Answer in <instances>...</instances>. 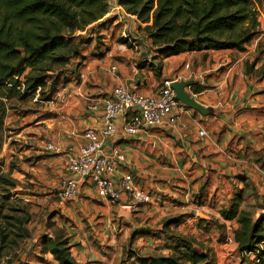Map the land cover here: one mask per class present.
Returning a JSON list of instances; mask_svg holds the SVG:
<instances>
[{
    "label": "crops",
    "instance_id": "crops-1",
    "mask_svg": "<svg viewBox=\"0 0 264 264\" xmlns=\"http://www.w3.org/2000/svg\"><path fill=\"white\" fill-rule=\"evenodd\" d=\"M257 4L259 32L243 50L210 46L159 55L144 24L116 0L100 20L77 31L89 40L80 46L81 65L75 72L68 70L61 86L63 108L48 122L50 135H11L17 150L31 155L43 173L39 202L43 213L48 211L42 213L20 264H59L38 240L49 230L44 226L48 216L57 222L64 218L76 261L124 264V250L144 256L162 247L168 219L189 213L217 215L236 193L242 195V206L263 201L264 0ZM164 77L191 80L185 90L205 111L186 105L174 120L169 116L160 126L134 135L123 134L118 119L116 135L103 139L106 148L116 145L126 157L114 176L132 173L136 184L150 194L148 200L110 204L84 181L78 196L59 201L50 188L70 174L66 153L81 145L85 127L101 125V113L85 108L86 97L107 95L118 84L154 93ZM50 142L54 150H47Z\"/></svg>",
    "mask_w": 264,
    "mask_h": 264
},
{
    "label": "trees",
    "instance_id": "trees-1",
    "mask_svg": "<svg viewBox=\"0 0 264 264\" xmlns=\"http://www.w3.org/2000/svg\"><path fill=\"white\" fill-rule=\"evenodd\" d=\"M110 1L0 0V146L7 109L17 108L19 100L32 99L36 94L46 99L47 91L52 90L60 78H66L69 69L77 70L84 59L80 46L89 37L74 33L100 20L108 11ZM260 2L116 0L126 13L144 24L142 29L162 56L210 46L243 50L259 32L257 3ZM76 59H79L77 63ZM1 182L10 188L16 184L14 178L3 172H0ZM241 200V193L234 194L221 214L228 219L236 218L240 225L235 230L234 240L242 253L241 264H264V248L260 245L264 243V218L253 221L238 209ZM3 201L0 195V220ZM14 210L11 230L0 225V257L5 242L15 244L18 238L30 234L25 225L28 213L24 206ZM173 221L168 219L163 227ZM42 245L59 264H88L75 260L66 236L60 239L57 235L43 234ZM169 248L172 252L166 255L151 252L143 256L130 249L124 250L123 255L133 257L140 264H213L206 253L196 251L184 239L175 241Z\"/></svg>",
    "mask_w": 264,
    "mask_h": 264
},
{
    "label": "rangeland",
    "instance_id": "rangeland-1",
    "mask_svg": "<svg viewBox=\"0 0 264 264\" xmlns=\"http://www.w3.org/2000/svg\"><path fill=\"white\" fill-rule=\"evenodd\" d=\"M76 34L77 32L74 33V35ZM66 81L67 76L66 78H60L57 85H54L52 90L49 89L47 91L46 99H40V95L36 94L32 99L19 100L17 108L10 107L6 111L3 139L0 146V172L7 173L8 176L14 178L16 184L15 187L10 188L9 185L0 183V195L4 200L0 225L10 231V221L15 220L12 218L13 213L16 212L14 209H17L18 206H24L25 211L28 213L25 225L29 228L30 234L28 237L18 238V242L15 244L5 242V246L2 248L0 264H20L22 262V256L26 252V245L32 238V233L35 232L34 229L40 223L41 216L48 212L46 210L43 213L42 204L39 202V198L43 195L38 192V182L43 180V173L38 171V164L34 163L31 155L17 150L19 146L11 138V135H21V133H25L24 135H50L46 131L49 129L48 122L52 121L51 119L62 111L63 102L59 91ZM56 187L54 189L53 187L50 188L51 192L53 191L54 193ZM261 208H264V199L257 205L247 202L245 206H242L241 200L238 209L245 212L255 221L259 217L264 218V211L260 212ZM199 215L200 217H193L189 213L185 214L184 218H182L183 215L171 218L174 221L163 227L164 242L162 247L152 252L170 254L172 250L169 246L174 245L175 241L179 239H184L196 251L206 253L207 259L212 260L213 264H241L242 253L238 250L237 243L234 240L235 230L240 226L236 218H225L221 214V209L217 215H207L206 218L203 217L202 213ZM10 216L11 219L9 218ZM187 218L190 220H187ZM59 219L57 222L56 220H51L48 216L44 226L49 230L44 234L48 235L51 233L52 237L57 235L60 239L65 238L66 231L62 223L64 218L60 216ZM42 236L40 235L38 240L42 241ZM260 245L264 248V243ZM245 255L248 257V254ZM122 262L124 264H140L133 257H128L126 254L122 257ZM202 263L199 262L197 264Z\"/></svg>",
    "mask_w": 264,
    "mask_h": 264
},
{
    "label": "built area",
    "instance_id": "built-area-1",
    "mask_svg": "<svg viewBox=\"0 0 264 264\" xmlns=\"http://www.w3.org/2000/svg\"><path fill=\"white\" fill-rule=\"evenodd\" d=\"M170 77H164L154 93H142L128 89L122 84L113 86L107 95L86 97L85 108L89 112H100V128L85 127L80 135L83 139L74 151L65 156L69 175L62 177L54 190L59 201H71L82 189L84 181H89L97 195L110 204L122 199L131 202L148 200L150 194L138 186L132 173L124 172L117 178L116 170L125 162L124 152L116 145L106 148L104 138H112L118 132L116 121H122V132L134 135L151 127L160 126L169 116L174 120L186 105L180 102L171 88ZM204 129L199 130L203 135ZM47 150H54L50 142ZM233 241V239H231Z\"/></svg>",
    "mask_w": 264,
    "mask_h": 264
},
{
    "label": "water",
    "instance_id": "water-1",
    "mask_svg": "<svg viewBox=\"0 0 264 264\" xmlns=\"http://www.w3.org/2000/svg\"><path fill=\"white\" fill-rule=\"evenodd\" d=\"M191 85V80H178L172 82L171 88L174 90L175 96L180 102L184 103L189 107H193L201 112H204V107L199 102L189 97L188 92L185 90L186 87Z\"/></svg>",
    "mask_w": 264,
    "mask_h": 264
}]
</instances>
